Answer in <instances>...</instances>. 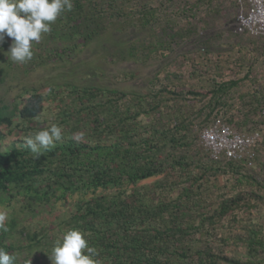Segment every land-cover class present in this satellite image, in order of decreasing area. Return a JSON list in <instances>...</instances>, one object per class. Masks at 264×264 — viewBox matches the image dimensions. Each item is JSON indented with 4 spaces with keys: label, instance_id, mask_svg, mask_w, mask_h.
Wrapping results in <instances>:
<instances>
[{
    "label": "trees",
    "instance_id": "1",
    "mask_svg": "<svg viewBox=\"0 0 264 264\" xmlns=\"http://www.w3.org/2000/svg\"><path fill=\"white\" fill-rule=\"evenodd\" d=\"M71 2L72 10L33 42L34 55L25 67L73 61L84 47L124 30V23L155 31L167 7L163 0ZM162 29L169 38L162 44L167 52L187 36L170 33L167 24ZM8 39L0 45V81L7 75ZM135 58L133 51L121 56ZM204 61L199 65L206 73L194 72L197 84L164 69V77H155L144 94L69 81L48 90L28 88L13 107L0 100V126L22 130L8 141L0 136V210L22 197L30 212L60 204L69 214L56 237L41 230L25 239L11 217L5 221L8 231L0 232V248L15 254L16 264L30 255L35 264H53L47 262L53 248L76 229L99 253L93 257L99 264H264V169L256 170L264 167V142L262 131L252 127L254 115H264V84L250 80L254 85L241 96L243 108L233 113L229 101L253 70L226 80L220 62ZM215 119L236 132L260 133L255 167L247 159L214 160L206 149L203 156L194 149ZM54 124L62 128V138L35 159L25 138ZM76 134H82L79 140ZM217 232L223 246L212 241Z\"/></svg>",
    "mask_w": 264,
    "mask_h": 264
},
{
    "label": "rangeland",
    "instance_id": "2",
    "mask_svg": "<svg viewBox=\"0 0 264 264\" xmlns=\"http://www.w3.org/2000/svg\"><path fill=\"white\" fill-rule=\"evenodd\" d=\"M163 2L167 7L162 15V27L167 24L173 28L170 33L187 34L177 38L173 52L164 51L162 48L163 42L169 40L162 27L150 31L124 23V30L114 29L111 35H105L84 47L73 61L69 60L70 62L52 60L48 65L25 67L32 60L14 63L8 54L7 63L3 64L7 68V75L0 81V100L13 107L18 96L28 88L45 87L48 90L54 84L69 81H75L79 85L94 84L124 91L127 94H144L155 77H164V74H160L164 69L171 73L178 72L184 81L197 84L200 77L195 76L194 72L204 75L206 67L199 64L203 60H209L213 64L220 62L226 80L240 78L248 70H253L251 79L241 83L229 101L234 105L231 112L236 111V114H239V109L243 108L241 96L247 92L250 85H254L250 80L256 77L264 84V41L260 37L237 33L236 19L239 14L237 0H163ZM195 26L198 30L191 31ZM255 42H259L260 47L255 46ZM8 43L11 45L12 39L9 38ZM155 47L159 50L155 51ZM206 49L209 51L208 56H203ZM130 51H133L135 59H121V56L126 57ZM143 51H148L149 56L139 58ZM89 72L93 73L91 78L87 76ZM192 72L194 77H190ZM211 73L215 74L213 69ZM52 107L54 109L55 106H51V113ZM17 119L15 123L18 122ZM253 119L257 124L252 123V127L256 126L262 131L264 142V115L255 114ZM21 133V128L10 129L0 126V136L7 141ZM194 149L201 156L205 153L201 136L195 142ZM261 161L264 162V154L261 155ZM253 166L255 167V162L250 167ZM259 169L263 170L264 167L257 165L256 170ZM219 180L221 184L226 183L223 176H220ZM229 183L234 182L229 180ZM25 204L22 197H19L12 207L6 206L1 209L7 212L8 218L13 216L18 219L20 225L18 228L23 233L22 239H25L26 233L41 230L56 237L65 225L63 221L69 218V214L66 213L68 206L57 204L46 208L36 207L34 212H30L23 208ZM217 233V236H212V241L215 246H223L220 238L222 233ZM29 258L32 259V256Z\"/></svg>",
    "mask_w": 264,
    "mask_h": 264
},
{
    "label": "clouds",
    "instance_id": "3",
    "mask_svg": "<svg viewBox=\"0 0 264 264\" xmlns=\"http://www.w3.org/2000/svg\"><path fill=\"white\" fill-rule=\"evenodd\" d=\"M72 7L71 0H0V45L4 43L5 37L12 38L7 51L10 54L9 58L14 63L30 61L34 55L33 42L39 43L42 35L51 31V24L56 22L64 12L71 11ZM81 135L76 134L73 138L79 140ZM61 138L62 128L54 124L50 128L38 131L34 137H26L25 144L34 154V158L38 159L43 154L42 150L54 146V141ZM12 218L16 217L12 216ZM9 219L7 212L0 210V232L8 231L5 221ZM98 255L95 247L89 246L84 234L72 229L64 233L62 243L58 242L53 248L52 255L49 257L51 260L47 262L99 264L98 260L93 259ZM21 257H19V264H35V259L28 260L25 256ZM16 260L15 254L0 248V264H16ZM44 262L45 260L40 261L39 264Z\"/></svg>",
    "mask_w": 264,
    "mask_h": 264
},
{
    "label": "built area",
    "instance_id": "4",
    "mask_svg": "<svg viewBox=\"0 0 264 264\" xmlns=\"http://www.w3.org/2000/svg\"><path fill=\"white\" fill-rule=\"evenodd\" d=\"M239 14L236 31L252 37H264V0H237ZM258 131L240 133L231 129L222 120L215 119L203 129L201 142L214 160L221 158L247 159L252 166L256 157L254 147L259 143Z\"/></svg>",
    "mask_w": 264,
    "mask_h": 264
}]
</instances>
